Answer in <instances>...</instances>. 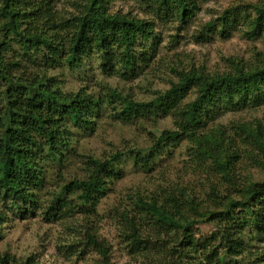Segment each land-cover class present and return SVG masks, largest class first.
I'll return each mask as SVG.
<instances>
[{
    "label": "trees",
    "instance_id": "1",
    "mask_svg": "<svg viewBox=\"0 0 264 264\" xmlns=\"http://www.w3.org/2000/svg\"><path fill=\"white\" fill-rule=\"evenodd\" d=\"M60 1L0 0V240L8 213L26 218L41 211L46 222L65 223L78 215L85 218L77 226L81 241L68 247L83 244L99 256L95 264H111L110 246L97 235V214L111 186L123 178L120 161L127 158L133 168L150 174L165 150L187 140L195 152L188 166L212 176L205 182L208 193L200 199L191 187L161 184L114 207L109 217L127 255L139 264H264V254L248 252L264 238V184L243 175L264 170V118L216 123L226 113L264 106V51L256 54L257 67L231 61L232 70L219 75L195 69L177 73V83L147 102L107 85L100 95L66 92L49 70L75 71L95 60L105 76L133 77L153 58V47H146L155 33L152 22L110 13L116 0H83L74 13L57 10ZM137 1L164 23L187 24L197 10L193 0ZM253 8V19L239 4L226 9L204 24L196 42L228 38L242 25L251 38L264 40V8ZM193 91L196 97L185 102ZM107 108L122 123L169 117L173 130L150 134L147 149L104 160L86 156L85 175L59 185L46 200L47 169L58 174L65 169L76 152V133L92 132ZM198 222L214 225L215 231L196 237ZM0 264L37 262L6 252Z\"/></svg>",
    "mask_w": 264,
    "mask_h": 264
},
{
    "label": "rangeland",
    "instance_id": "2",
    "mask_svg": "<svg viewBox=\"0 0 264 264\" xmlns=\"http://www.w3.org/2000/svg\"><path fill=\"white\" fill-rule=\"evenodd\" d=\"M193 1L196 3L197 10L187 24H181L176 20L166 23L156 20L145 12L146 7L137 0H116L109 4L108 11L112 14L121 13L153 23L155 39L146 47L147 51L151 46L153 47V58L147 65H139L140 68L133 77L126 78L121 74L105 76L95 60L88 61L75 71L67 68L51 69L49 75L60 80L66 92H77L83 89L87 93L100 95L104 93L103 87L107 85L116 89L124 97L137 102H147L157 93L164 92L170 89L172 84L177 83V73L195 69L209 75H219L227 69L232 70L231 61H240L245 67L259 66L256 54L264 51V40L251 38L246 26H239L228 38L215 35L212 40L203 44L196 42L195 38L205 23L218 19L223 11L238 4L244 6L246 9L244 13L247 16L255 18L256 13L253 7L264 8V0ZM81 5L83 0H62L56 3V8L59 11L74 13L82 9ZM28 68L30 70L31 66ZM195 97L196 94L193 91L187 96L185 102H190ZM111 113V110L107 108L97 120V126L92 132L76 133V142L73 145L76 150L75 155L71 157L60 174L55 168L47 169L46 187L43 192L46 200L51 197L50 192L56 190L59 185L72 179H80L85 175L82 169L86 156L104 160L115 154L147 149L152 144L150 134L173 130V122L169 117L156 121L147 119L122 123L115 120ZM263 118L264 106L226 113L216 123L231 125L256 119L263 120ZM190 148L191 144L183 140L176 147L165 150L154 172L150 174L133 168L127 158L120 161L119 167L123 170V178L111 186V192L101 202L97 214L100 217L96 226L97 235L110 246L111 264H139L133 262L127 255L123 243L118 238L115 221L109 217L114 207L127 205L128 198L133 193L149 191L154 189L155 185L170 183L173 186L191 187L200 199L208 193L205 185L208 174L194 171L188 166L192 153L195 154L193 151L191 153ZM243 175H246L250 183L264 184L263 169L244 171ZM84 219L75 215L67 223L46 222L41 211L33 212L26 218L8 213L7 222L1 230L3 238L0 240V255L7 252L20 261L33 258L37 264H95L100 258L92 248H84L83 244H80V248H69L81 241L79 233L82 228L77 226L81 227ZM213 231H215L214 225L205 222H198L193 227L196 237H205ZM248 249V252L257 256L264 254V238L254 241Z\"/></svg>",
    "mask_w": 264,
    "mask_h": 264
}]
</instances>
